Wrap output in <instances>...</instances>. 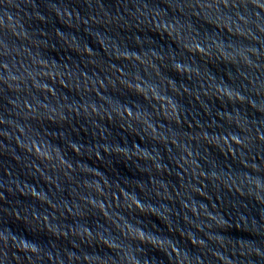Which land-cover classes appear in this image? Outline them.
<instances>
[{
  "label": "water",
  "instance_id": "obj_1",
  "mask_svg": "<svg viewBox=\"0 0 264 264\" xmlns=\"http://www.w3.org/2000/svg\"><path fill=\"white\" fill-rule=\"evenodd\" d=\"M0 264H264V0H0Z\"/></svg>",
  "mask_w": 264,
  "mask_h": 264
}]
</instances>
